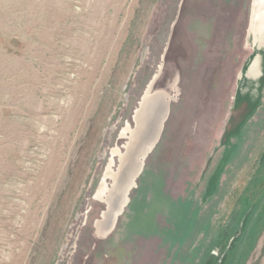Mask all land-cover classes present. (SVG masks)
<instances>
[{"label":"water","instance_id":"water-1","mask_svg":"<svg viewBox=\"0 0 264 264\" xmlns=\"http://www.w3.org/2000/svg\"><path fill=\"white\" fill-rule=\"evenodd\" d=\"M263 47L264 0H165L56 264H264Z\"/></svg>","mask_w":264,"mask_h":264},{"label":"rangeland","instance_id":"rangeland-1","mask_svg":"<svg viewBox=\"0 0 264 264\" xmlns=\"http://www.w3.org/2000/svg\"><path fill=\"white\" fill-rule=\"evenodd\" d=\"M165 0H0V264H56Z\"/></svg>","mask_w":264,"mask_h":264},{"label":"flooded vegetation","instance_id":"flooded-vegetation-1","mask_svg":"<svg viewBox=\"0 0 264 264\" xmlns=\"http://www.w3.org/2000/svg\"><path fill=\"white\" fill-rule=\"evenodd\" d=\"M260 49H264V47L260 48ZM254 67H255V72L251 73V69H250L248 71V73L246 74L245 78H243V79H245L243 85H246V87H248L247 88L248 94H247V96H244L246 99V102L250 101V99L253 100V97L256 93L255 86L253 87V85H255L254 82L257 83L258 85H260L259 80H261V78L264 76V71L261 69L262 67L260 66L259 63L257 65L255 64ZM256 74H258V77H257L258 79H256V77H255ZM252 78H254V79H252ZM243 79H242V82H243ZM255 80H257V81H255ZM257 88H258V86L256 87V89ZM251 93H253V96Z\"/></svg>","mask_w":264,"mask_h":264}]
</instances>
